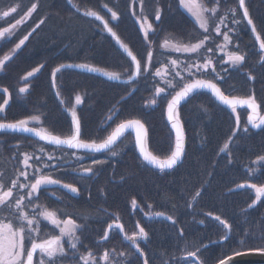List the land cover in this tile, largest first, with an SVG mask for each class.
<instances>
[{
    "label": "trees",
    "instance_id": "1",
    "mask_svg": "<svg viewBox=\"0 0 264 264\" xmlns=\"http://www.w3.org/2000/svg\"><path fill=\"white\" fill-rule=\"evenodd\" d=\"M34 2L38 3V7L22 28L11 40L0 44L1 58L22 36L31 37L28 44L6 61L0 71V104L8 100L4 112L0 113V121L14 122L39 115L40 123L30 126L43 127L62 136L70 135L71 109L75 107L74 99L79 95L82 101L75 110L81 121L82 139H103L116 124L139 119L148 131V150L163 158L170 154L174 144L165 118L167 101L187 82V79L182 81L175 76V72L194 61L202 65L207 59H211V66L194 78L212 80L226 95L254 96L260 112L264 114V62L260 59L263 53L251 27L243 19L238 0H219V10L211 18L207 33L199 29L179 0H73L80 11L73 8L68 0H0V8L19 5L17 12L10 16L13 22L23 17ZM205 2L212 7L216 0ZM233 7L241 24L229 33L231 42H226L223 33L233 27L231 14L225 21L227 27L221 25L220 33L215 32V26L220 16ZM245 7L261 39H264V0H245ZM157 8L160 10L158 21ZM108 9L118 13L116 21L111 19ZM87 10H94L104 17L120 41L140 62L141 73L132 82H111L86 72L65 69L57 73L56 87H53L52 72L61 64H90L104 71L118 72L121 78L133 72L131 60L123 54L102 24L82 15ZM144 17L152 25L147 40L140 29ZM4 25L0 23V28ZM205 35L209 39L197 54L177 53L161 47L165 38L196 42ZM208 49H211L210 53ZM149 51L153 53L150 62ZM231 52L245 55L242 65L233 67L226 62ZM170 60L183 61L184 64L174 69ZM165 65L168 67L167 78L176 85L175 89L167 88L162 76L155 75L157 69L163 74ZM37 68L35 76L29 80L23 78ZM249 74L253 79H249ZM181 76L186 78L187 73L181 70ZM26 83L29 90L20 93V87ZM60 87L64 88L63 91ZM157 87L165 88L169 95L157 97ZM153 99L157 101L154 105L151 104ZM113 112L116 113L114 118L103 123ZM248 114L246 107H238L237 113H232L206 91L192 94L179 107L185 143L182 162L163 172L143 162L128 133L118 143L120 154L116 157L110 158L107 152L87 154L83 167L92 166L93 160L105 163L95 166L94 175L82 177L73 174L72 169L77 164L70 150L57 149L26 134L0 132V169L6 172L10 184L16 171L24 170L23 153L40 156L39 149L42 147L45 154L54 153L60 157L49 161L44 155L40 161L33 159L30 163L35 166L50 165L43 170L44 173L56 167L65 175L59 179L76 183L79 191L73 194L62 188V192H55L50 191L54 188L50 187L39 192L37 202L61 210L66 214L64 216L71 215L80 224L86 225L81 231L79 254H86L91 249L97 264H103L99 258L105 250L111 252L113 249L117 253H128L124 264H145V260L147 264H200V261L215 264L236 251L264 247V238H261L264 198L248 208L255 199L254 190L237 188L242 183L264 184V161L256 163L258 157L264 156V126L251 128L247 124ZM245 126L247 133L243 131ZM225 143L229 144V148L222 152ZM78 155L85 154L81 152ZM249 169L256 171L250 173ZM197 191L199 196H196ZM53 193L58 197L57 201L49 197ZM133 200L136 207H133ZM81 213H89V218H79ZM154 213H163L164 216L147 218L146 214ZM169 216L172 220L166 219ZM216 216L232 226L231 233L215 219ZM113 221L119 222L124 234L129 236L140 227L145 229L148 239L138 241L143 255L117 229L101 241L106 227ZM41 224L49 230L45 222ZM40 227L45 233L46 230ZM246 230L251 234L246 238L244 249H241L238 242ZM54 234L58 235L57 232ZM84 235L94 237L84 238ZM197 248L200 249L199 261L196 257H184L183 250ZM57 264L82 262L79 255L73 258V253L69 251Z\"/></svg>",
    "mask_w": 264,
    "mask_h": 264
},
{
    "label": "snow or ice",
    "instance_id": "2",
    "mask_svg": "<svg viewBox=\"0 0 264 264\" xmlns=\"http://www.w3.org/2000/svg\"><path fill=\"white\" fill-rule=\"evenodd\" d=\"M73 8H76L77 11H80L78 6L73 3V0H68ZM142 2V0H141ZM180 5L186 12L194 19V22L198 25L199 29L203 30L205 33L209 31L211 18L214 17L219 10V0H216L214 6L209 7L205 0H179ZM239 7L243 10V19L247 21V25L251 27L252 33L255 35L256 40L259 42V48L264 52V39H261L257 27L251 18L247 7H245V0H238ZM19 5L9 6L6 9L0 8V21L9 17L12 13H16ZM38 3L34 2L31 4V7L28 8L27 12L24 13V16L16 20L14 24H11L7 27L0 28V44L11 40L19 26L22 25L28 17L37 9ZM107 8V5H105ZM111 12V19L116 21L118 19V13L112 9H108ZM229 13L232 16V28H229L228 31L223 33L224 40L226 42H231L230 32H234L236 27L241 24V20L237 18L236 8H230L225 11L224 15L220 16L219 23L215 26V32H221V25L225 24V21L229 17ZM84 15L89 17H95L97 20L103 22L104 29L114 37L119 44V46L131 57L132 61L135 63V71L127 77V80L121 79V74L118 72H108L100 68L94 67L89 64H61L57 66L52 72L53 78V87H56V77L57 73L65 69H79L81 71H87L91 73H97L106 77L108 80L119 81L121 83H130L141 73V65L137 60L136 56L133 55L131 50L126 44L120 41L119 36L109 26L108 21L104 20L98 12L94 10H87L84 12ZM139 20V18H137ZM160 19V10H156V20ZM43 23V20H41ZM39 27V25H37ZM141 30L144 32L145 39L147 40L149 31L152 30L151 23L147 22V17H144V22L140 25ZM31 35V33H29ZM28 39V36H24L23 39H20L18 43L10 50L9 53L5 54L0 58V71L3 70L6 61L10 60L13 57V54L25 44V41ZM209 39L208 35H205L203 39H200L196 42H183L182 40L176 38H165L161 47L166 49H171L177 53H190L197 54L204 47L206 41ZM209 53L211 49L207 50ZM153 53L149 51L148 60H152ZM261 61L264 62V55L260 57ZM245 60V55L238 52H231L227 55V63L233 67L240 66ZM170 64L174 69L179 68L180 65H183V61L170 60ZM212 64L211 59H207L202 65L199 61H194L191 64H187L181 70L187 73V77L181 76V70L175 72V76L181 78V80L187 79V82H184L182 87L178 91H175V94L171 96V99L167 101V118L171 124V128L175 131V144L172 148L169 155L161 156L153 154L148 150L147 141H148V131L145 128L144 123L139 119L124 120L115 125L104 136L103 139H82V127L80 118L77 115L75 107L71 109L72 117V128L70 135H58L49 131L43 127H32L31 124H39L41 117L39 115H33L24 119H20L14 122H4L0 121V132H11V133H22L30 134L34 137H38L39 140L46 142L49 145H54L57 149H67L70 150V154L74 161L77 164L76 168H73V174L78 176H87L95 174V166L105 163V161H92V166L83 167L82 162L87 158V154H95L100 152H107L111 157H116L120 154L119 149L117 148L118 143L123 141L126 132L134 131L135 132V147L139 150V154L142 157L143 162L148 166L159 169L161 172L165 170H171L176 167L180 162H182L184 152H185V143H184V132L183 126L180 121L179 116V107L182 102H186L192 94L207 91L210 92L215 99L222 105L226 106L231 110L232 113H237L238 107H247L250 112L247 117V124L251 125L254 129H260L264 126V114L260 112L259 105L257 104L254 96L242 97V96H232L226 95L225 92L218 86L217 83L212 80L197 79L194 78L197 73H200L202 70L208 69ZM164 72L162 74L160 69H157L155 75L162 76L165 80L167 88L175 89L176 85L172 83L171 80L167 78V65L163 66ZM39 69H33L31 72L26 74V77H31ZM144 71H147V66H145ZM215 72V68L212 69ZM218 78L222 77L217 74ZM25 77V78H26ZM249 79H253L251 74H249ZM28 91V86L22 87L19 89L20 93H26ZM4 92H7V89H4ZM161 94L165 96L169 95L166 92V89L163 87H157L155 89V95L159 97ZM59 95V92L57 93ZM156 99L151 101V104H156ZM81 103V97L76 96V104ZM8 104L6 99L3 104H0V113L4 112L5 105ZM115 112L109 115L103 123L110 122L114 116ZM237 126L239 127V116L237 115L236 119ZM247 133L248 128L245 126L243 129ZM235 135V131L233 133ZM231 141L232 138L230 137ZM19 147V144L17 145ZM229 148V144L225 143L221 151H225ZM41 155L33 156L29 153H23V169L17 170L15 178L11 179L10 184L7 182L6 172L3 169H0V264H34V255L39 253V258L35 264H57V261L67 256L68 252L73 253V258L79 255V260L82 264H97V259L91 249H89L86 254H79L78 245H80L81 240L78 235L80 231L83 230L86 225H81L76 222V220L71 218V215L67 219H61V216L66 215L61 210L51 209L48 206L38 203L39 201V192L43 189L50 187H60L68 190L70 193H77L78 189L71 184H62L61 181L54 179L52 174H44V169L50 167L48 164H41L40 166H35L30 163L33 159L40 161L41 157L47 155V160L53 161L56 159H61L56 157L54 153L45 154L44 149L41 147L39 149ZM84 153L85 155H78V153ZM63 155V154H62ZM264 161V156L258 157L256 163ZM62 162H64L62 160ZM250 173H254L255 169H249ZM21 177H23V182H21ZM32 177L33 179H30ZM249 187L255 192V199L252 201L248 208L253 207L258 202L264 198V184L256 183H242L237 185L238 189ZM23 193V194H21ZM55 195L54 193L52 194ZM200 192L197 191L196 196H199ZM195 199V197L193 198ZM133 207H136V201L132 202ZM103 211V210H102ZM89 213H81V219L87 220L89 218ZM211 215V213H209ZM148 219H152L153 216L159 218L164 216L163 213H154L146 214ZM168 220H172V217H166ZM216 220L220 221L223 224L224 228L231 233L232 226L226 221L221 220L219 216L215 217ZM118 220V218H117ZM47 222L50 225L55 226L59 229V235H48L42 233L41 222ZM247 222V221H245ZM201 223H203L201 221ZM110 228H116L123 231V226L117 221H114L113 224L109 225ZM182 231V230H181ZM251 233L246 230L244 237L239 240V245L241 249H244L247 236ZM108 233L105 232V235L102 239H107ZM65 238L67 239L68 248H65ZM226 237L222 239H226ZM261 238H264V228L261 229ZM148 239V233L143 227L139 228L138 232H133L130 236L125 234V240L130 241L132 246L143 255V250L140 248L138 241H146ZM207 245H205L206 247ZM184 251V257H196L199 261L198 253L200 249H195L191 251ZM252 254L264 255V247L259 248H248L242 251H236L233 254V257H229V264L234 257L248 256ZM128 258V253L119 252L117 253L115 249L109 252L105 250L103 255L99 258L103 264H124ZM147 264V260H145ZM200 264H203L200 261ZM220 264H225L223 260L220 261Z\"/></svg>",
    "mask_w": 264,
    "mask_h": 264
},
{
    "label": "flooded vegetation",
    "instance_id": "3",
    "mask_svg": "<svg viewBox=\"0 0 264 264\" xmlns=\"http://www.w3.org/2000/svg\"><path fill=\"white\" fill-rule=\"evenodd\" d=\"M186 11V10H185ZM12 14H14V13H12ZM11 14V15H12ZM10 15V16H11ZM10 16L9 17H7V18H5L4 20H2V21H0V23H2V24H6V25H4V26H1V28H4V27H7V26H9V25H11V24H14L15 23V21L16 20H14L13 22H11V18H10ZM87 17V16H86ZM88 18H90V17H88ZM20 19V18H19ZM91 19H95V20H97L96 18H91ZM27 21V20H26ZM98 22H100V24H102V27H103V23L100 21V20H97ZM23 25V24H22ZM22 25H20L19 26V28H18V30L16 31V33L19 31V29H21L22 28ZM103 29H104V27H103ZM140 29H141V27H140ZM105 30V29H104ZM106 31V30H105ZM152 31V30H151ZM107 32V31H106ZM150 32V31H149ZM16 33H15V35H16ZM107 34L113 39V37L111 36V34L110 33H108L107 32ZM24 36H26V35H24ZM24 36H22L20 39H23V37ZM31 38V37H30ZM29 38V39H30ZM19 39V40H20ZM29 39H27L26 41H25V44L24 45H22L21 46V48L19 49V50H22L27 44H28V42H29ZM19 40L17 41V43L19 42ZM114 40V39H113ZM116 42V41H115ZM16 44V43H15ZM118 45V44H117ZM14 47V46H13ZM119 47V46H118ZM120 48V47H119ZM19 50H17V51H19ZM123 52V51H122ZM7 54V53H6ZM124 54V53H123ZM5 55V54H4ZM3 55V56H4ZM14 55V54H13ZM125 55V54H124ZM2 56V57H3ZM126 56V55H125ZM1 57V58H2ZM129 58V57H128ZM88 62H90V61H88ZM90 65V64H89ZM37 74V72L36 73H34V75L33 76H35ZM87 74H92V73H87ZM92 75H96V74H92ZM96 76H98V75H96ZM26 77V76H25ZM24 77V79L26 80V78L29 80V78H31V77H26L25 78ZM127 78V77H126ZM53 79V78H52ZM118 83V82H117ZM20 88H22V87H20ZM76 102V101H75ZM72 118V117H71ZM114 128V127H113ZM32 138H34V137H32ZM34 139H37V138H34ZM38 140V139H37ZM40 141V140H39ZM41 142H43V141H41ZM43 143H45V142H43ZM45 144H47V143H45ZM47 145H49V144H47ZM49 146H53V145H49ZM100 153H102V152H100ZM96 154V153H95ZM86 159H84L83 161H85ZM84 164H86V162H82V165H84ZM81 165V166H82ZM49 173H51L52 174V176H53V178L54 179H57V180H59V181H61V183L62 184H71V185H73V186H75L77 189H78V191H79V188H78V185L76 184V183H67V182H65V181H63V180H61V179H59V178H61V177H63V176H65L63 173H60L59 172V170H57L56 169V167H52V168H50V169H48L47 170V172L46 173H44V174H49ZM60 189H62V188H60V187H54V188H51L50 189V191H57V192H62ZM50 198H52V199H54V200H56L57 201V199H58V197L56 196V195H51V196H49ZM68 218V216H64V217H61V219H67ZM71 218L72 219H74V220H76V222L78 223V224H80L79 223V220L77 219V218H75V217H72L71 216ZM114 222V221H113ZM113 222H111V223H109L108 224V226L106 227V230H105V232L107 231V229H108V227H109V225H111V224H113ZM119 223V222H118ZM120 224V223H119ZM46 225H48L49 226V230H48V227H44V224H41V226H42V228H43V230H46L45 231V233L46 234H48V235H55L54 233H56L57 232V234L59 235V229H57L55 226H53V225H50V224H48L47 222H45V226ZM81 225H82V223H81ZM50 229H52V230H50ZM114 229H116V228H111L110 230H109V232H108V236H109V234H110V232L112 231V230H114ZM117 230H119V229H117ZM139 231V230H138ZM137 231V232H138ZM119 232L122 234V236H123V238L125 239V234H124V232L123 231H121V230H119ZM132 234V233H131ZM78 235H79V237L82 235V232L80 231L79 233H78ZM105 235V234H104ZM82 237V236H81ZM94 236H88L87 237V235H84V238H93ZM108 238V237H107ZM101 241H105V239H101ZM129 244H131V242H129V241H127ZM132 245V244H131ZM65 248L67 249L68 248V243H67V239L65 238ZM69 253V252H68ZM38 254L39 253H37V254H35L34 255V264H35V262L37 261V256H38ZM63 258V257H62ZM61 261V258L57 261V263H59Z\"/></svg>",
    "mask_w": 264,
    "mask_h": 264
},
{
    "label": "water",
    "instance_id": "4",
    "mask_svg": "<svg viewBox=\"0 0 264 264\" xmlns=\"http://www.w3.org/2000/svg\"><path fill=\"white\" fill-rule=\"evenodd\" d=\"M82 15H84V12H82ZM84 16H86V15H84ZM87 17H89V16H87ZM90 18H95V17H90ZM102 22V21H101ZM103 23V22H102ZM254 35V34H253ZM254 37H255V35H254ZM114 38V37H113ZM115 39V38H114ZM255 39H256V37H255ZM115 41H116V39H115ZM257 41V40H256ZM117 42V41H116ZM257 43H258V47H259V42L257 41ZM118 46H119V44H118ZM120 47V46H119ZM121 48V47H120ZM122 49V48H121ZM259 50H260V48H259ZM122 51H123V53L127 56V57H129V59L131 60V62H132V64H133V71H135V63L132 61V59H131V57L130 56H128L127 55V53L122 49ZM264 53V52H263ZM73 70H78V71H81V70H79V69H73ZM82 72H86V73H91V72H87V71H82ZM92 74H96V75H98V76H100V77H103L104 79H106V80H108L106 77H104V76H102V75H99V74H97V73H92ZM122 80H127V78H121ZM108 81H111V82H118V83H121V82H119V81H112V80H108ZM207 92V91H206ZM208 93H210V92H208ZM211 94V93H210ZM212 95V94H211ZM213 96V95H212ZM213 98L215 99V97L213 96ZM216 100V99H215ZM217 101V100H216ZM218 102V101H217ZM183 103V102H182ZM219 103V102H218ZM220 104V103H219ZM222 105V104H221ZM222 106H224V105H222ZM224 107H226V106H224ZM246 107V106H245ZM227 108V107H226ZM247 108V107H246ZM229 109V108H228ZM249 112H250V110H249ZM249 115V114H248ZM248 117V116H247ZM165 118H166V121H167V123H168V125L170 126V128H171V124L169 123V121H168V118H167V106H166V110H165ZM251 126V125H250ZM171 131H172V133H173V136H174V144H175V131L171 128ZM130 132H132V134H133V136H134V139H135V132L134 131H130ZM27 135H30V134H27ZM30 136H32V137H34L33 135H30ZM34 138H37L38 140H39V138L38 137H34ZM41 141V140H40ZM44 142V141H43ZM46 143V142H45ZM54 146V145H53ZM138 150V149H137ZM138 153H139V150H138ZM140 155V154H139ZM141 157V156H140ZM142 158V157H141ZM111 228L110 227H108V229H107V233L109 232V230H110ZM130 242V241H129ZM229 257H233V255H231V256H229ZM229 257H227V258H225V259H223V261L225 262V264H229V260H228V258ZM215 264H220V261L219 262H217V263H215ZM231 264H264V255H260V254H252V255H248V256H241V257H234L232 260H231Z\"/></svg>",
    "mask_w": 264,
    "mask_h": 264
},
{
    "label": "rangeland",
    "instance_id": "5",
    "mask_svg": "<svg viewBox=\"0 0 264 264\" xmlns=\"http://www.w3.org/2000/svg\"><path fill=\"white\" fill-rule=\"evenodd\" d=\"M144 22V20H142V23ZM12 49V48H11ZM10 49V50H11ZM10 50H9V52H10ZM9 52H7V53H9ZM62 77V76H61ZM24 78V77H23ZM63 78V77H62ZM25 85H27L28 86V90H29V84L28 83H26V84H24L22 87H25ZM60 89L63 91V89L64 88H62V87H60ZM62 98H63V96H62ZM75 101H76V97H75V99H74ZM63 102H64V99L62 100ZM81 101H82V99H81ZM81 104V103H80ZM79 104V105H80ZM74 105H75V108H77L79 105H77L76 104V102H74ZM76 112H77V110H76ZM78 113V112H77ZM38 258H39V254H38V256H37V260H38Z\"/></svg>",
    "mask_w": 264,
    "mask_h": 264
},
{
    "label": "bare ground",
    "instance_id": "6",
    "mask_svg": "<svg viewBox=\"0 0 264 264\" xmlns=\"http://www.w3.org/2000/svg\"><path fill=\"white\" fill-rule=\"evenodd\" d=\"M120 50L122 51V49L120 48ZM263 53V52H262ZM263 55H264V53H263ZM122 84H125V83H122ZM166 123H167V121H166ZM167 125H168V123H167ZM250 126V125H249ZM168 127H169V129L171 130V128H170V126L168 125ZM251 127V126H250ZM252 128V127H251ZM126 133H128V134H130L131 136H132V139H133V143H134V146H135V139H134V136H133V134H132V132H130V131H128V132H126ZM173 147H174V144H173ZM135 150H136V152H137V154L139 155V153H138V150H137V148L135 147ZM140 156V155H139Z\"/></svg>",
    "mask_w": 264,
    "mask_h": 264
}]
</instances>
